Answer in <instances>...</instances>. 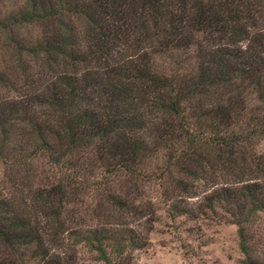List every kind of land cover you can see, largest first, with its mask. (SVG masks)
I'll list each match as a JSON object with an SVG mask.
<instances>
[{
    "label": "trees",
    "instance_id": "1",
    "mask_svg": "<svg viewBox=\"0 0 264 264\" xmlns=\"http://www.w3.org/2000/svg\"><path fill=\"white\" fill-rule=\"evenodd\" d=\"M263 141L264 0H0V264H128L150 193L222 209L264 264Z\"/></svg>",
    "mask_w": 264,
    "mask_h": 264
},
{
    "label": "rangeland",
    "instance_id": "2",
    "mask_svg": "<svg viewBox=\"0 0 264 264\" xmlns=\"http://www.w3.org/2000/svg\"><path fill=\"white\" fill-rule=\"evenodd\" d=\"M261 148L264 149V141ZM3 172L0 166V179ZM211 184L200 183L196 193L191 197L183 196V201L197 207L213 188ZM147 197L157 203L158 209L150 223L132 224L147 239L141 248L129 252L128 264H249L240 247L238 225L232 223L222 209H218L217 214L207 211L194 217L172 219L163 197L156 193ZM86 203L92 204V200L86 199ZM248 236L251 257L264 261V212L248 225ZM69 245L70 248L63 251L74 255L75 264H104L87 245Z\"/></svg>",
    "mask_w": 264,
    "mask_h": 264
}]
</instances>
